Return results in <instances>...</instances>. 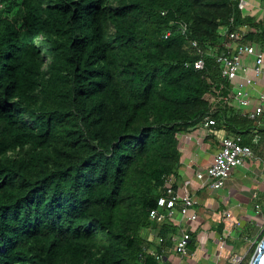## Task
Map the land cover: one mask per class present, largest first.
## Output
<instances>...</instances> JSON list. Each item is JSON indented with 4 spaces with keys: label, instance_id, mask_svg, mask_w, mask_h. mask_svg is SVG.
Here are the masks:
<instances>
[{
    "label": "trees",
    "instance_id": "1",
    "mask_svg": "<svg viewBox=\"0 0 264 264\" xmlns=\"http://www.w3.org/2000/svg\"><path fill=\"white\" fill-rule=\"evenodd\" d=\"M230 25L264 51V17L232 0H0V264H167L148 251L178 228L150 211L222 84L192 41L218 53ZM236 108L210 135L264 156V124Z\"/></svg>",
    "mask_w": 264,
    "mask_h": 264
},
{
    "label": "built area",
    "instance_id": "2",
    "mask_svg": "<svg viewBox=\"0 0 264 264\" xmlns=\"http://www.w3.org/2000/svg\"><path fill=\"white\" fill-rule=\"evenodd\" d=\"M232 1L236 2L238 8L246 14L249 7L247 0ZM231 25H233V20ZM231 25L221 29L220 34L224 41L221 51L218 53L214 50H206L197 41H192V46L200 56L194 62V68L199 71L205 70L206 60L209 57L214 58L219 67L222 84L219 89H215L208 95L212 107L211 114L215 112L218 104L227 105L234 102L238 111L257 122L258 126H262L264 124V51L256 48L247 39L248 35L253 32L252 27L243 25L231 30ZM187 30V25L183 24L180 32L186 35ZM171 34V30L167 31L165 38L170 37ZM211 114L205 117L200 127L210 129L215 125ZM258 141L259 136H256L253 143L257 144ZM250 158H254V149L251 145L243 144L241 136L223 135L213 162L206 172L197 173V179L201 186L210 185L211 188L220 189L227 182L232 169L246 165ZM164 190L165 193L158 199V206L150 211V216L159 223L169 222L177 226L179 232L177 238L172 236L173 246L178 254L187 256L192 236L190 228L183 227L182 224L197 222L198 214L194 211L195 201L192 196L186 193L181 194L175 189L174 177L167 178ZM255 209L260 217V228L255 237L256 241L264 230V204L257 203ZM176 213L179 219L176 218ZM223 215L229 221L227 230L230 231L232 227L241 226V222L233 220L231 212H224ZM151 233L159 245L164 242L159 231ZM225 245V241L220 242L219 249L225 248ZM148 252L156 259L162 260L166 254V248L152 249ZM243 259L244 257L241 255L234 254L230 257V264H241Z\"/></svg>",
    "mask_w": 264,
    "mask_h": 264
},
{
    "label": "crops",
    "instance_id": "3",
    "mask_svg": "<svg viewBox=\"0 0 264 264\" xmlns=\"http://www.w3.org/2000/svg\"><path fill=\"white\" fill-rule=\"evenodd\" d=\"M248 2L246 14L257 17L258 14H250L249 10L256 4L261 5V1ZM219 133L213 137L210 129L199 127L180 137L182 156L178 174L174 177L175 189L193 197L198 220L196 223L182 224L190 228L192 236L188 255L178 254L171 241L166 248L167 264H230V256L241 255L236 249V240L242 238L249 245L254 244L260 228V217L255 205L264 204V156L254 150V158L248 159L244 166L233 168L227 182L220 189L211 188L210 185L201 186L197 173L206 172L213 162L220 148V140L225 135ZM228 211L232 213L235 222H241V226L232 227L231 232L227 230L229 221L223 215ZM176 218L179 219L177 213ZM178 232L177 229L174 237L177 238ZM153 239L155 237L150 238ZM222 241L226 242L225 248L219 249Z\"/></svg>",
    "mask_w": 264,
    "mask_h": 264
},
{
    "label": "rangeland",
    "instance_id": "4",
    "mask_svg": "<svg viewBox=\"0 0 264 264\" xmlns=\"http://www.w3.org/2000/svg\"><path fill=\"white\" fill-rule=\"evenodd\" d=\"M248 1V0H247ZM261 1V0H260ZM260 10V11H259ZM248 12V10H247ZM250 14L253 12L254 14H258V16H263L264 17V10L262 9L261 5L259 4H256V6L254 8H251L249 10ZM257 16V17H258ZM248 163V161L246 162ZM233 170V169H232ZM250 232V231H248ZM256 242V241H255ZM236 244V249L241 253V256L244 257L243 261L244 262L246 259L248 260L249 259V251H250V247H251V244L249 245L245 240H243L242 238L241 239H238L236 240L235 242ZM247 251V252H246ZM231 257V256H230Z\"/></svg>",
    "mask_w": 264,
    "mask_h": 264
},
{
    "label": "water",
    "instance_id": "5",
    "mask_svg": "<svg viewBox=\"0 0 264 264\" xmlns=\"http://www.w3.org/2000/svg\"><path fill=\"white\" fill-rule=\"evenodd\" d=\"M250 264H264V238L258 244Z\"/></svg>",
    "mask_w": 264,
    "mask_h": 264
}]
</instances>
